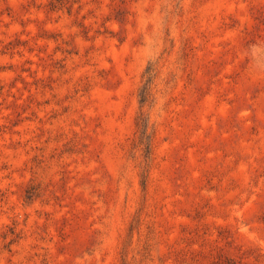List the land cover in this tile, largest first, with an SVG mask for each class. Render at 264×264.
Listing matches in <instances>:
<instances>
[{"label":"rangeland","instance_id":"obj_1","mask_svg":"<svg viewBox=\"0 0 264 264\" xmlns=\"http://www.w3.org/2000/svg\"><path fill=\"white\" fill-rule=\"evenodd\" d=\"M0 264H264V0H0Z\"/></svg>","mask_w":264,"mask_h":264}]
</instances>
